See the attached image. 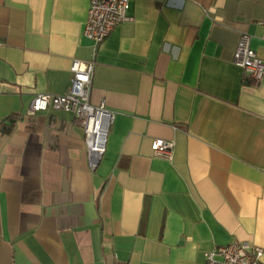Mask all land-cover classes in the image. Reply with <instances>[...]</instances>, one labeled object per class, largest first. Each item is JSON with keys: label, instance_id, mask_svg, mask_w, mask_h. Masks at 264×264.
Listing matches in <instances>:
<instances>
[{"label": "crops", "instance_id": "obj_1", "mask_svg": "<svg viewBox=\"0 0 264 264\" xmlns=\"http://www.w3.org/2000/svg\"><path fill=\"white\" fill-rule=\"evenodd\" d=\"M89 0H0V264H205L264 251V78L243 82L240 33L264 59V0H131L94 49ZM93 60L89 102L113 113L94 169L70 112L28 115ZM156 138L172 158L153 156ZM264 262V252H262Z\"/></svg>", "mask_w": 264, "mask_h": 264}, {"label": "built area", "instance_id": "obj_2", "mask_svg": "<svg viewBox=\"0 0 264 264\" xmlns=\"http://www.w3.org/2000/svg\"><path fill=\"white\" fill-rule=\"evenodd\" d=\"M131 0H89L83 35L96 49L117 25L132 20L129 14ZM251 36L240 33L233 52V63L242 69L243 82H259L264 78V59L257 56L250 44ZM94 61L72 59L70 84L63 94L37 93L30 100L28 115L49 109L72 113L80 122L88 153V166L94 169L104 151L103 141L113 113L102 101L89 102ZM174 141L156 138L152 141L153 156L170 160ZM262 248L248 241L214 246L204 253L205 264H264Z\"/></svg>", "mask_w": 264, "mask_h": 264}]
</instances>
